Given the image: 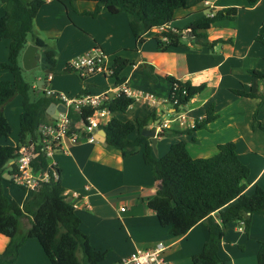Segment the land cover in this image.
Masks as SVG:
<instances>
[{"label":"crops","instance_id":"obj_1","mask_svg":"<svg viewBox=\"0 0 264 264\" xmlns=\"http://www.w3.org/2000/svg\"><path fill=\"white\" fill-rule=\"evenodd\" d=\"M188 3L190 7L175 10L170 27H184L203 14L207 7L239 8L235 19L217 22L208 30L209 40L221 38L225 41L212 47L188 44L161 51L157 48L156 40H153L160 35V30L148 32L145 42L136 44L125 13L111 15L100 12L96 17H91L76 13L66 3L55 0H46L34 18L35 32L41 37L54 39L48 48L54 50L56 64L54 71L45 72L49 68L44 60V50L39 49L40 73L29 70L33 76V90L37 88V81L43 79L41 89L46 93H62L70 98L77 96L83 81L75 71L63 70L71 59L87 50L99 48L108 54L110 64L115 56L128 58L130 63L121 76L132 90L155 97L153 104L141 98L135 99L125 112L114 111L100 116L101 124L95 130L94 142L79 140L73 143L64 139L62 152L54 157L61 184L80 218L79 229L88 237L93 249L105 251L104 259L98 264H116L137 249H152L158 244L163 246V257L173 264H192V256L201 251L207 239V228L202 222L196 223L181 236L170 234L168 228L159 223L155 212L146 205L159 188V182L143 160L144 146H138L134 154L122 158L118 150L106 146V134L102 138L101 126L112 116L126 121L145 118L155 111L159 123L155 126V120L151 121L147 128L155 127L156 132H161L156 137L153 150L157 157L167 152L170 143L185 138H190L195 156H210L216 152L218 144L232 141L239 158L249 168L247 191L251 192L255 184L264 187V142H261L264 129L260 127H264V108L257 113L256 122L252 119L264 84L249 73L252 68L264 72V46L254 39L258 31L264 30V0H258L252 6L247 5L246 0H207V3L188 0ZM76 7L80 11L91 10L94 3L82 1ZM2 13L3 7L0 5V16ZM9 42V39L0 38V62L7 59ZM29 43L33 42L29 39ZM21 55L19 62L22 66ZM59 60L60 66L56 67ZM147 64L153 67L155 81L146 74V70L151 71L146 68ZM44 74L48 76L45 78ZM167 75L195 85L204 83L206 87L176 112L168 101L170 83ZM0 79L11 80L12 76L8 70H0ZM85 82L91 94L112 89L115 85L114 79L103 73L91 74ZM233 89L254 92L257 97L238 95ZM18 97L15 98V113L19 117L22 108L21 96ZM13 99L5 105H13ZM210 104L214 105L217 117L206 127L196 129L190 135L171 137L163 134L162 130L166 128L186 129L191 121L204 116ZM5 105L2 110L6 115ZM178 113L186 116V124L180 125ZM11 114H14V110ZM51 118L56 119L55 114L48 113L49 123ZM136 135L135 129L129 138L133 139ZM13 187L19 189L18 186ZM18 191L21 194L18 193L17 197L13 193L9 196L21 205L27 191ZM21 227L22 232L24 226L21 224ZM262 241L264 215L254 213L248 234L244 233L240 222L226 225L225 235L219 244V255L228 259L227 264H257L256 254ZM7 242L8 239L0 234V252ZM77 255L83 258L81 251ZM0 264L51 263L38 240L31 237L20 245L13 262Z\"/></svg>","mask_w":264,"mask_h":264},{"label":"trees","instance_id":"obj_2","mask_svg":"<svg viewBox=\"0 0 264 264\" xmlns=\"http://www.w3.org/2000/svg\"><path fill=\"white\" fill-rule=\"evenodd\" d=\"M66 3L76 13L96 17L100 12L111 15L125 13L130 31L136 44L145 42V35L154 29L160 30L155 37L157 48L165 51L179 45L212 47L223 42L217 38L209 40V28L223 20L236 18L239 8L229 6L220 9L207 7L203 14L188 22L184 27H170L174 12L191 5L188 0H55ZM93 2L91 10H78V2ZM205 0H196V3ZM258 0H246L252 6ZM46 0H0L3 13L0 16V38L9 39L7 59L0 62V70H8L11 80L0 79V136L8 137L11 126L3 113V106L15 96H21V112L18 121V137L15 145L0 143V234L8 239L0 252V263H11L18 255L20 245L27 238H36L51 264H98L105 257V251L91 247L88 237L79 229L80 218L75 213L73 204L61 184L57 165L48 166V158L42 148L44 134L42 127L49 123L46 107L59 100L46 93L35 97L32 82L23 76L19 58L30 39L39 49L44 50L47 67L54 71L56 64L52 46L53 38L39 36L34 30V18ZM186 31V33H185ZM162 37H165L163 39ZM254 39L264 46V30L258 31ZM228 41V40H227ZM230 41V40H229ZM126 57L115 56L110 65V77L114 83L125 80L122 71L129 65ZM147 76L155 81L152 65L147 64ZM63 71H72L66 64ZM249 73L264 84V72L252 68ZM83 81L78 96L87 94L88 84L85 80L91 75L78 73ZM45 78L48 74H44ZM170 83L168 101L175 111L187 105L191 99L205 89V84H192L167 75ZM233 92L247 97H257L254 92L233 89ZM176 103L173 104V102ZM135 99L125 94L111 98L101 104L110 112H125ZM264 108V90L253 112L256 122L257 113ZM93 113V108L84 106L80 110L68 108L70 120L69 131L80 130V121L86 122ZM217 117L214 105L210 104L201 119L194 120L193 127L186 129H163L167 136L190 135L199 128L206 127ZM158 118L152 111L145 118L122 121L110 117L101 126L106 132L105 143L108 148L116 149L122 158H128L143 145L144 162L150 167L154 179L161 184L156 193L147 200L146 205L155 212L159 223L168 228L174 236L184 235L196 223L202 222L207 228V239L200 252L191 258L192 264H227V258L219 255V244L225 235L228 223L240 222L244 233L248 234L251 216L254 213L264 215V187L255 184L252 191H247L249 168L242 162L234 142L217 145L216 152L210 156H195L190 153L185 140L170 143L167 152L157 157L148 137L141 134V129ZM51 123L55 119H50ZM260 126V124H258ZM264 129L263 126H260ZM76 128V129H75ZM137 130L135 138L130 134ZM21 147L32 148L30 165L34 173L48 172V179L39 181L34 188H26L27 195L20 205L4 191V183H13L10 178L16 173L15 159ZM55 172V176L54 173ZM5 174H7L5 176ZM24 226L20 232V226ZM81 251L83 258L77 253ZM257 264H264V241L259 243L256 254Z\"/></svg>","mask_w":264,"mask_h":264},{"label":"built area","instance_id":"obj_3","mask_svg":"<svg viewBox=\"0 0 264 264\" xmlns=\"http://www.w3.org/2000/svg\"><path fill=\"white\" fill-rule=\"evenodd\" d=\"M204 2L207 3V0ZM162 38L165 39V37ZM107 56L108 55L99 48H93L71 59L67 65L71 70L82 75L103 73L106 76H110L111 64L108 61ZM114 84L115 85L112 89H107L101 93H87L81 96L77 95L72 98L67 97L62 93L47 91V94L59 100L58 103H62L66 108L65 112H59L57 114L55 122L42 127V132L45 136L42 150L48 158V166L56 164L54 157L59 152H62L61 144L64 139H68L73 143H76L79 140H86L88 142L95 141V130L98 129L101 124L99 117L110 112L107 108H100L101 104L105 101L118 97L121 94H125L129 97H133L134 99L141 98L148 103H155V97L152 94L132 90L125 80L121 83ZM174 103H176V101H174L173 104ZM84 106H90L93 108L92 115L88 117L86 122L80 121V130H74L72 132L69 131L70 120L67 116L68 108L80 110ZM178 115L177 119H179L180 125L186 124V116L180 113H178ZM193 126L194 121H191L188 127ZM18 152L19 155L14 160L17 166V171L10 177L13 183L30 189L34 188L39 181L48 179V172H44L42 174L33 172L30 165V159L32 156L31 147H21ZM53 174L54 176L56 175L55 172ZM85 188L87 189L88 186ZM162 251V244H158L152 249H137L129 255L121 258L116 264H173L171 261L163 257Z\"/></svg>","mask_w":264,"mask_h":264},{"label":"water","instance_id":"obj_4","mask_svg":"<svg viewBox=\"0 0 264 264\" xmlns=\"http://www.w3.org/2000/svg\"><path fill=\"white\" fill-rule=\"evenodd\" d=\"M21 63H22V68L24 70H32L36 68L39 63H40V53H39V48L34 44V43H29L25 46L22 55H21ZM45 72L50 73V69H46ZM43 83V79H39L36 83L37 88L34 90V95L35 97H38L39 95L41 96H46V93L41 89V84ZM66 108L62 103H55L51 102L47 107H46V112L49 113L50 115L55 114V117H57V114L59 112H65ZM159 118L155 120L154 125L156 126L159 123ZM101 134L102 138L104 139V135L106 132L104 129H101ZM141 134L143 136H146L150 139L152 149L155 151V144H156V137L161 134V132H156L155 127L153 128H147L144 127L141 129ZM103 142V140H101ZM158 187H161V184L158 185Z\"/></svg>","mask_w":264,"mask_h":264},{"label":"rangeland","instance_id":"obj_5","mask_svg":"<svg viewBox=\"0 0 264 264\" xmlns=\"http://www.w3.org/2000/svg\"><path fill=\"white\" fill-rule=\"evenodd\" d=\"M182 8H179V9H177V10H181ZM150 39V38H149ZM154 40V42H155V39H153ZM108 55V54H107ZM107 58L109 59V56H107ZM110 61V60H109ZM40 64V63H39ZM57 66H60V60H59V62L57 63V65H56V67ZM130 68V67H129ZM35 73H40V67H39V65L36 67V68H34V69H32ZM32 73H30V71H25V70H23V76H24V78L25 79H27L28 81H30L31 82V80L33 79V76L31 75ZM20 98V97H18V95L17 96H15L14 97V99L12 100V103H13V105H10V104H8V105H5L6 107H4V110H5V113H6V117H7V119H8V121H9V123H10V126H11V134L8 136V137H4V136H0V143L1 144H13L14 142H16V139H17V134H18V121H19V117H18V115L15 113V111H16V105H17V103H16V100H15V98ZM138 104H141L140 102H137ZM141 106H145V105H142L141 104ZM21 107V106H20ZM14 110V114H11L12 113V111ZM185 135V134H184ZM178 136H183V135H178ZM172 137V136H171ZM185 138V137H184ZM185 141H188V143H189V145H188V149H189V151H190V153L191 154H194V152L192 151V148H191V143H190V138L189 139H187V138H185ZM261 142H264V134H262V140H261ZM13 184V185H12ZM13 186H18L17 184H15V183H8V182H5L4 183V191H5V193L9 196H11L12 194L11 193H13V195L15 196V197H17L18 196V193H19V191L18 190H22V188H20L19 186V189L18 188H14ZM247 189H249V187L247 188ZM24 190V189H23ZM19 194H21V193H19ZM23 225V224H22ZM21 229H22V227L20 226V232H21Z\"/></svg>","mask_w":264,"mask_h":264}]
</instances>
